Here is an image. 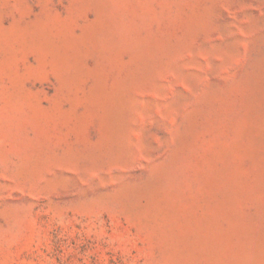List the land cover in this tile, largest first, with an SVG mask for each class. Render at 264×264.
I'll list each match as a JSON object with an SVG mask.
<instances>
[{"label": "rangeland", "instance_id": "rangeland-1", "mask_svg": "<svg viewBox=\"0 0 264 264\" xmlns=\"http://www.w3.org/2000/svg\"><path fill=\"white\" fill-rule=\"evenodd\" d=\"M0 264H264V0H0Z\"/></svg>", "mask_w": 264, "mask_h": 264}]
</instances>
